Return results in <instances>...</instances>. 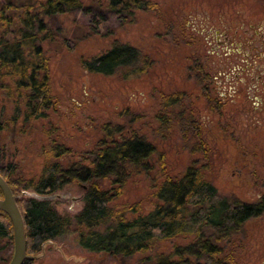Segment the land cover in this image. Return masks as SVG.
Masks as SVG:
<instances>
[{
	"label": "rangeland",
	"instance_id": "rangeland-1",
	"mask_svg": "<svg viewBox=\"0 0 264 264\" xmlns=\"http://www.w3.org/2000/svg\"><path fill=\"white\" fill-rule=\"evenodd\" d=\"M9 1L17 4L21 0H0V11ZM149 1L157 5L155 10L136 12L132 21L123 24L113 15L96 21L93 12L58 17L57 26L53 24V30L58 29L54 39L39 42L49 60L50 87L56 101L45 117L26 120L25 114L30 112L26 92L15 91L11 78L2 75L0 158L16 166L24 181L38 179L54 161L51 151L62 146L70 153L60 159L88 165L104 139L106 126L120 125L124 133L133 130L153 142L156 161L164 156L171 176H179L196 164L222 197L245 203L258 201L264 196V124L247 123L229 99L224 118L209 110L204 87L207 73L217 77L223 61L233 63L224 52H214L215 33L239 40V28L264 24V0ZM94 23L99 29H94ZM11 30L0 18V38L15 41ZM115 43L130 45L141 53L142 62L135 72L124 70L107 76L83 68V60L91 61ZM208 85L216 96L215 81ZM162 94H173L179 102L174 104L173 113L165 114L168 126L158 132ZM184 121L194 122L196 128L191 132L189 123L181 128ZM109 185V181L104 182L105 187ZM87 186L86 182H76L46 195L22 189L14 195L48 200L60 215L74 218L84 207ZM124 187L112 205L121 209L141 202L144 209L152 208L147 200L149 176L132 175ZM131 217L135 215L128 213ZM78 239L74 226L64 239L47 244L30 264H121L105 254L83 249ZM186 242L176 239L163 243L154 254L168 255ZM222 246L236 264H264V216L247 221L242 232ZM0 247L6 248L0 253V264H9L14 246L0 240Z\"/></svg>",
	"mask_w": 264,
	"mask_h": 264
},
{
	"label": "trees",
	"instance_id": "trees-1",
	"mask_svg": "<svg viewBox=\"0 0 264 264\" xmlns=\"http://www.w3.org/2000/svg\"><path fill=\"white\" fill-rule=\"evenodd\" d=\"M156 6L149 0H21L17 4L9 1L3 5L0 18L5 28H12L15 41L0 38V78L5 74L11 78L15 91L26 92L30 110L25 114L26 120L31 116L45 117V111L56 104L50 87L49 60L39 42L54 39L58 29L55 27V32L53 24L58 17L80 11L93 12L96 21H105L113 15L123 24L132 21L136 12L153 11ZM93 25L94 29H99L97 23ZM25 46L31 47L29 74L25 73ZM138 52L130 45L115 43L91 61L83 60L82 66L89 72L107 76L124 70L131 73L142 62ZM127 57L131 60H126ZM141 71L145 73V68ZM162 95V112L157 116L158 132L168 126L170 120L165 114L173 113L174 104L179 102L173 94ZM188 123V128L193 130L192 122L184 121L180 127ZM122 127L106 126L104 139L88 165L60 159L70 150L59 146L51 151L54 161L38 179L24 181L17 175L16 166L0 158V175L14 194L22 189L46 195L72 183L88 184L84 207L74 218L60 215L48 200L17 198L26 228L28 259L25 264L41 255L47 243L68 236L74 226L83 249L105 254L121 264H236L222 245L241 233L247 221L264 213V199L254 205L222 197L205 177L203 168L196 164L187 167L179 176H171L164 156L156 161L155 144L136 131L124 133ZM142 174L151 178L147 200L152 208L144 209L141 202L121 209L112 205L123 194L130 176ZM106 181L110 183L109 188L104 186ZM128 213L135 217L128 218ZM176 239L187 242L175 246L168 255L154 254L158 246ZM0 240L13 248V226L2 210ZM5 249L0 247V253Z\"/></svg>",
	"mask_w": 264,
	"mask_h": 264
},
{
	"label": "flooded vegetation",
	"instance_id": "flooded-vegetation-1",
	"mask_svg": "<svg viewBox=\"0 0 264 264\" xmlns=\"http://www.w3.org/2000/svg\"><path fill=\"white\" fill-rule=\"evenodd\" d=\"M245 28L241 27L237 31L239 40L234 36L232 38L229 37L227 33H223L222 35H220V32L215 33L217 47L213 49L214 52L220 51V55L224 52L225 57H231L230 61L233 60V63L230 65V63L223 61L218 66L220 68L217 70V77L211 74L208 75L207 73L204 98L209 105V110L216 111L218 115L222 114V118H224V107L227 104L226 100L229 99L239 107V114L243 115L241 118L245 119L247 123L253 122L255 125H263L264 24L251 23L248 27L245 25ZM24 51L26 59L25 73L29 74L31 73L32 62L31 47L25 46ZM219 77L222 78L218 79ZM214 81L217 84V88L215 87L217 95L213 97L208 82L211 84ZM192 123L195 129L196 125L194 122ZM261 149L264 150L262 147ZM262 199H264V196L252 204L258 205ZM262 216H264V213L260 215V217Z\"/></svg>",
	"mask_w": 264,
	"mask_h": 264
},
{
	"label": "water",
	"instance_id": "water-1",
	"mask_svg": "<svg viewBox=\"0 0 264 264\" xmlns=\"http://www.w3.org/2000/svg\"><path fill=\"white\" fill-rule=\"evenodd\" d=\"M0 189L3 194V198L0 199V210L9 216L13 226L14 252L9 264H25L28 256L26 251V228L24 218L19 209L17 197L14 195L7 181L1 175Z\"/></svg>",
	"mask_w": 264,
	"mask_h": 264
}]
</instances>
